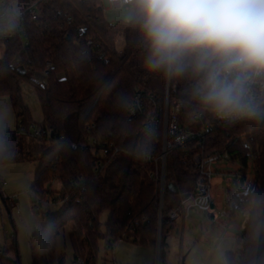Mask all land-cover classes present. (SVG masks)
I'll return each mask as SVG.
<instances>
[{
	"label": "trees",
	"instance_id": "16d2710c",
	"mask_svg": "<svg viewBox=\"0 0 264 264\" xmlns=\"http://www.w3.org/2000/svg\"><path fill=\"white\" fill-rule=\"evenodd\" d=\"M27 33L25 46L0 41L4 49L0 95L9 97L19 120L16 130L4 137L0 163L37 161L31 192L43 201L53 192L46 185L56 180L61 185L56 200L64 204L54 216L50 212L42 214L45 228L41 234L30 236L31 264H54L55 239L67 225L73 258H81L85 264L96 263L100 241L124 239L156 250L159 230L162 252L176 222L168 218V213L193 190L197 175L193 156L200 150L196 144L167 155L161 219L155 191L141 179L145 171L140 164L127 154L116 153L108 157L102 170L94 171L93 154L77 146L88 123L95 124L96 134L110 135L120 147H130L144 122L128 116L134 94L162 101L166 80L145 69L138 29L129 20L108 21L101 0H46L37 20L27 24ZM47 63L52 68L43 81L40 74ZM18 66L25 69L24 75L18 74ZM34 75L40 79L33 81ZM20 80L30 81L38 98L43 116L38 127L49 132L41 140L18 133L20 127L28 130L34 125L21 101ZM170 85L175 87L170 99L181 104V125L199 127L194 116L203 112L208 118L211 111L191 99L187 80H173ZM51 133L62 140L53 139ZM203 149L238 164L243 177L252 161L253 183L238 196L234 184L228 189V202L237 200L241 206L227 212L248 213L238 264H264V120L243 119L212 129ZM105 210L109 217L101 230L99 215ZM177 210L183 219L186 209ZM226 254L230 259L233 253ZM3 262L20 264L18 259L0 257V264Z\"/></svg>",
	"mask_w": 264,
	"mask_h": 264
},
{
	"label": "rangeland",
	"instance_id": "374dc122",
	"mask_svg": "<svg viewBox=\"0 0 264 264\" xmlns=\"http://www.w3.org/2000/svg\"><path fill=\"white\" fill-rule=\"evenodd\" d=\"M104 8L108 21L129 19L130 9L114 8L107 0H104ZM122 44V40H119V49ZM3 55L4 49L0 48V60ZM31 79L36 81L40 76L34 75ZM19 87L21 101L28 108L34 126H40L43 116L32 83L20 80ZM18 123L9 97L0 95V131L14 132ZM37 166V161L0 163V254L4 260L18 259L20 264H31L30 236L34 233L41 234L45 228L46 221L42 214L50 212L54 216L64 208L63 202L56 200L57 191L61 187L56 180L46 185L45 188L53 192L43 201L39 202L31 192ZM213 170L210 211L214 216L210 217L208 213L190 207L183 219L180 217L176 220L159 255L157 249L124 239L115 242L114 249L108 251L106 243L100 241L95 264H181L182 258L184 264H229V261L231 264H238L248 214L242 211L235 217L228 216L227 192L234 184L235 194L238 196L252 185L253 164L251 160L248 162L245 177L240 173L239 165L232 164L226 157L216 161ZM108 217V211L100 213L101 230H104ZM69 232L70 225H67L56 236L54 264H58V261L61 264H76L68 239ZM227 252L233 253L230 259L226 257Z\"/></svg>",
	"mask_w": 264,
	"mask_h": 264
},
{
	"label": "clouds",
	"instance_id": "9594fccd",
	"mask_svg": "<svg viewBox=\"0 0 264 264\" xmlns=\"http://www.w3.org/2000/svg\"><path fill=\"white\" fill-rule=\"evenodd\" d=\"M123 3L148 72L187 80L191 99L223 119H264V0Z\"/></svg>",
	"mask_w": 264,
	"mask_h": 264
},
{
	"label": "built area",
	"instance_id": "2783aa9c",
	"mask_svg": "<svg viewBox=\"0 0 264 264\" xmlns=\"http://www.w3.org/2000/svg\"><path fill=\"white\" fill-rule=\"evenodd\" d=\"M110 6L124 7L130 9L129 5L123 3V0H107ZM46 0H0V41L4 43L17 42L22 46L28 43L27 24L37 20L42 6ZM104 8V0H101ZM126 19L125 21H128ZM114 23V21H110ZM91 43L90 40L87 41ZM52 68L51 64H46V69L40 75L44 81L48 71ZM259 92V85L254 86ZM170 81H165V91L161 102L156 101L151 95L145 96L142 93L134 94L133 102L128 109L130 118H142L144 120L141 130L130 147H120L111 138L110 135L104 136L95 133V124L84 125V135L82 140L77 143L81 149L90 151L94 156L93 170H102L109 156L116 153H123L130 156L136 163L144 169L145 177L141 178L145 183L152 187L157 197L159 219L162 217L161 210L164 207L166 181V159L167 155L175 149H185L189 144L195 143L200 149L193 156V163L196 168V178L193 190L189 198L181 201L178 206L168 213L170 220L179 218L177 209H186L194 207L203 213H208L212 207L211 201V181L213 175V165L216 161L223 159L220 155L204 151L206 135L215 128H220L233 124L239 120L223 119L211 112L208 118L204 117L203 112H198L194 119L199 123V127H189L181 125V104L178 101L170 99L171 91ZM264 120V119H263ZM4 137L9 134L2 131ZM18 133L26 135L35 140H41L49 135L44 128L31 125L30 130L20 127ZM146 136V139L142 138ZM62 140V137L55 138ZM225 158V157H224ZM41 200L39 199V202ZM241 202L231 200L227 203V211L238 209ZM114 242L108 241L105 245L108 251L114 249ZM157 252L160 254V230L157 240ZM1 253V252H0ZM0 257H3L0 254ZM159 259V257H158ZM159 261V260H158ZM2 264H5L4 262ZM76 264H85L81 258L76 259ZM112 264H115L114 262Z\"/></svg>",
	"mask_w": 264,
	"mask_h": 264
},
{
	"label": "water",
	"instance_id": "95a60500",
	"mask_svg": "<svg viewBox=\"0 0 264 264\" xmlns=\"http://www.w3.org/2000/svg\"><path fill=\"white\" fill-rule=\"evenodd\" d=\"M17 71L19 75H24L25 74V69L22 66H18L17 67ZM51 136H53V134L51 133ZM263 216H264V207H263V211H262V221H263ZM61 264V262L59 263ZM181 264H184V259L182 258L181 260Z\"/></svg>",
	"mask_w": 264,
	"mask_h": 264
},
{
	"label": "crops",
	"instance_id": "0c3cea01",
	"mask_svg": "<svg viewBox=\"0 0 264 264\" xmlns=\"http://www.w3.org/2000/svg\"><path fill=\"white\" fill-rule=\"evenodd\" d=\"M228 203V197H227V202H226V204ZM212 210V209H211ZM226 213L228 214V216H230V217H235L236 216V214L238 213V212H235V214L234 215H232V214H230V212H227V210H226ZM208 214L210 215V217H212V216H214V214H212V212L210 211V212H208ZM248 214V213H247ZM247 218H248V216H247ZM175 224V223H174ZM173 224V225H174ZM173 228V227H172ZM171 228V229H172ZM171 231V230H170ZM169 231V232H170ZM169 234V233H168ZM167 234V235H168ZM167 238V237H166ZM167 240V239H166ZM166 243H167V241H166ZM228 253V252H227ZM230 253H232V252H230ZM61 261H58V264L60 263Z\"/></svg>",
	"mask_w": 264,
	"mask_h": 264
}]
</instances>
